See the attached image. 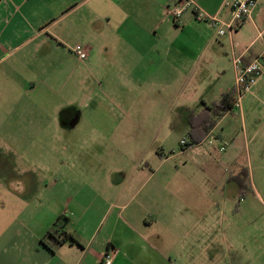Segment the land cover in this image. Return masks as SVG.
<instances>
[{"label": "crops", "instance_id": "obj_1", "mask_svg": "<svg viewBox=\"0 0 264 264\" xmlns=\"http://www.w3.org/2000/svg\"><path fill=\"white\" fill-rule=\"evenodd\" d=\"M195 1L224 22L231 20V10L225 7L230 0ZM175 3L0 0V108L6 113L0 128L6 130L5 124L14 116L13 137L36 138L41 115L69 134L91 122L90 137L112 136L111 127L118 129V116L111 109L103 112L105 99L111 101V97L103 92L104 82L97 77L106 79V88L112 92L127 91L128 99L116 104L124 117L129 111L133 121L149 119L171 92L181 100L177 101L183 113L180 120L189 125L191 113L213 103L204 94L203 75L215 67L222 80V58L230 62L234 53L248 64L261 54L263 44L257 36L264 29V0H259L251 19L236 26L233 33L226 28L222 37L216 28L197 20L192 9L174 22L167 10ZM78 44L88 50L84 62L71 52ZM88 75L96 79L98 89H92ZM234 86L235 72L231 85L220 89L214 102ZM256 87L263 88L264 79L253 90ZM40 89L46 91L45 97H40ZM137 91L142 93L137 95ZM42 125L44 129L50 126ZM216 127L210 134L221 140ZM205 146L195 150L204 151ZM160 168L153 171L146 164L130 179L120 172L117 187H122L115 194L89 193L85 188L58 210L40 204L34 211L20 184L8 183L2 173L0 264H101L106 253L114 255L112 264H246L242 249L227 236L228 224L226 240L220 241L216 237L220 229L216 234L215 223L199 200L166 193L168 180L157 178ZM5 169L1 163L0 171ZM152 182L156 187L150 189ZM61 215L69 219L66 230L78 243L50 248L42 238Z\"/></svg>", "mask_w": 264, "mask_h": 264}, {"label": "rangeland", "instance_id": "obj_2", "mask_svg": "<svg viewBox=\"0 0 264 264\" xmlns=\"http://www.w3.org/2000/svg\"><path fill=\"white\" fill-rule=\"evenodd\" d=\"M233 69L232 62L222 58V80H218L215 67L211 74L202 76L207 82L206 99L214 102L220 89L231 85ZM95 80L88 75L92 89H98ZM97 80L104 82L103 92L111 97V101L105 99L103 112L111 109L118 116V129L111 127L112 136L90 137L91 122H84L69 134L41 115L42 127L36 138L13 137L14 116L5 124L6 130L0 128V164L6 167L0 176L3 173L8 183L20 184L30 211L40 204L58 210L85 188L89 193L115 194L122 187H117L120 172L130 179L138 167L149 164L153 171L161 167L157 178L168 180L167 194L191 195L208 209L216 234L221 231L216 235L220 241L226 240L228 224L227 236L242 249L246 264H264V87H256L245 97L243 118L232 112L218 121L216 131L222 139H214L211 150L205 146L204 151L184 152L181 141L188 136L189 125L187 120H180L183 113L177 101L181 100L167 92L164 106L156 108L157 114L151 112L149 119L133 121L129 111L124 117L116 105L121 98L128 99L127 91L112 92L106 88V79ZM39 91L40 97H45L46 91ZM196 108L197 104L193 110ZM4 114L0 108V127ZM45 123L50 125L46 129ZM238 182L245 186L243 194ZM155 187L152 182L150 189Z\"/></svg>", "mask_w": 264, "mask_h": 264}, {"label": "built area", "instance_id": "obj_3", "mask_svg": "<svg viewBox=\"0 0 264 264\" xmlns=\"http://www.w3.org/2000/svg\"><path fill=\"white\" fill-rule=\"evenodd\" d=\"M225 7L231 10V20L224 22L216 14L212 15L205 11L195 0H176L173 7L167 10L168 16L174 21L179 22L185 11L192 9L195 18L199 21L206 22L212 27L216 28L220 37L226 34V28L229 33H233L236 26L244 24L252 18V15L259 7V0H230L225 3ZM257 39L263 44L261 54L252 62L245 64L242 56H237L233 53L231 57L232 65L235 72V86H234V103L232 111L240 117H244L243 103L245 97L252 92L256 83L264 79V29L258 31ZM72 54L81 62L88 59V50L82 45L78 44L71 49ZM214 137L209 134L206 139L200 144L192 148H187V140L181 141L183 151L195 149L202 144L212 146ZM224 151V148H221ZM114 255L106 253L101 260V264H112Z\"/></svg>", "mask_w": 264, "mask_h": 264}, {"label": "trees", "instance_id": "obj_4", "mask_svg": "<svg viewBox=\"0 0 264 264\" xmlns=\"http://www.w3.org/2000/svg\"><path fill=\"white\" fill-rule=\"evenodd\" d=\"M233 103L234 89L230 92H225L218 101L206 105L201 112L191 113L189 115L190 131L185 138L187 140L186 147L192 148L201 144L217 126L218 121L224 118L232 109ZM238 183L240 186V194H243L242 192L245 186L241 182ZM68 222L69 219L67 217L64 215L59 216L42 238V243L50 248L61 246L65 243L77 244L78 241L74 235L66 230Z\"/></svg>", "mask_w": 264, "mask_h": 264}]
</instances>
